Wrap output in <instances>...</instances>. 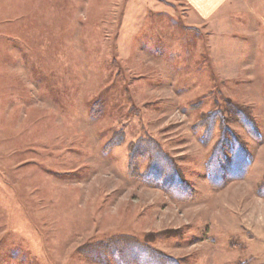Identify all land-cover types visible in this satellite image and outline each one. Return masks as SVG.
Wrapping results in <instances>:
<instances>
[{
  "label": "rangeland",
  "instance_id": "1",
  "mask_svg": "<svg viewBox=\"0 0 264 264\" xmlns=\"http://www.w3.org/2000/svg\"><path fill=\"white\" fill-rule=\"evenodd\" d=\"M229 1L202 20L178 0H0V264H117L88 251L122 240L264 264V0ZM222 132L249 160L216 188ZM154 162L184 196L143 178Z\"/></svg>",
  "mask_w": 264,
  "mask_h": 264
},
{
  "label": "trees",
  "instance_id": "2",
  "mask_svg": "<svg viewBox=\"0 0 264 264\" xmlns=\"http://www.w3.org/2000/svg\"><path fill=\"white\" fill-rule=\"evenodd\" d=\"M237 116L239 121L244 124L245 128L251 133V136H255L257 138L259 133L256 130L252 119L241 110L237 113ZM218 118V112H210L209 116H207L204 121L201 120V122L196 124L198 126H204V131L201 136L203 143L210 140V137L212 136V127L215 119ZM121 139L122 134L115 133L114 138L109 141L108 146L119 144ZM237 143L238 141H236L235 138L230 139L226 134H224V132H222V135L213 145V150L207 162L206 173L209 181L216 188L222 187L227 180L241 178L246 174L248 167L247 161L249 159L248 156H246V152L242 149V147L239 145L237 146ZM147 147L154 149V151L156 148L154 145L145 143L141 144V147L137 146V150L139 152L135 153H139L142 156L147 155L149 153L146 152L148 149ZM226 150H228V154L226 153ZM157 151L160 153L159 149ZM131 157H135V155L132 153ZM165 158L166 157H164V159ZM177 176V171H174L172 168L162 166L158 162H154L149 164L143 178L155 185L158 183L156 181L160 180L159 185L161 184L175 197H182L187 192V185L183 180L178 179ZM257 194L264 197V176L257 187ZM121 239L125 238L117 240ZM122 241L123 242L120 244L117 241H112L111 243H105V245L102 246L100 245L98 251H96L97 249L95 250V248H91L88 251L89 256L102 258L105 263H109V259H111L113 261L115 260L117 264H181L177 259L169 257L145 243L135 240ZM103 250L106 252L104 255H107L105 257L102 255Z\"/></svg>",
  "mask_w": 264,
  "mask_h": 264
},
{
  "label": "crops",
  "instance_id": "3",
  "mask_svg": "<svg viewBox=\"0 0 264 264\" xmlns=\"http://www.w3.org/2000/svg\"><path fill=\"white\" fill-rule=\"evenodd\" d=\"M188 6L190 12L195 13L199 19L210 20L217 14L219 8L230 3L229 0H178Z\"/></svg>",
  "mask_w": 264,
  "mask_h": 264
}]
</instances>
